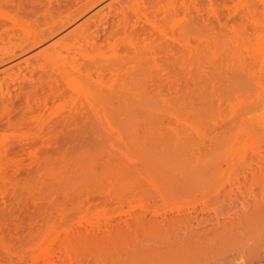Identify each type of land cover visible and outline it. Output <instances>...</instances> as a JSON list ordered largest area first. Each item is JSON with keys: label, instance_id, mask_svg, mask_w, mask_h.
Segmentation results:
<instances>
[{"label": "rangeland", "instance_id": "1", "mask_svg": "<svg viewBox=\"0 0 264 264\" xmlns=\"http://www.w3.org/2000/svg\"><path fill=\"white\" fill-rule=\"evenodd\" d=\"M90 1L0 0V60L56 31L0 63V264H170L143 250L264 195V0H105L61 29ZM124 26L155 46L126 91L100 94L105 125L69 110L38 53L104 47ZM108 68L89 74L110 84Z\"/></svg>", "mask_w": 264, "mask_h": 264}, {"label": "bare ground", "instance_id": "2", "mask_svg": "<svg viewBox=\"0 0 264 264\" xmlns=\"http://www.w3.org/2000/svg\"><path fill=\"white\" fill-rule=\"evenodd\" d=\"M102 1L105 0H91L80 13L68 18L61 29L76 23L83 14ZM105 6L110 8L111 5L108 3ZM134 7L138 8L136 1ZM146 21L152 28H156L154 23ZM55 32L54 30L47 34H29L27 46L19 47L18 52L11 50L0 60V63L41 46ZM154 46L155 42L140 44L133 41L126 35L124 26L122 38L107 40L104 47L87 50L78 44L71 47L63 46L58 51L51 49L49 52V49H43L38 54L52 67L57 78L69 90L68 97L71 104L69 110L87 109L94 119L109 125L115 116L107 111L105 101H102L100 94L103 90H107L110 94L114 89L118 93L126 91L123 83L141 63V47L153 50ZM119 47L132 50V56L125 55L124 50L119 53ZM101 63L109 65L110 84L101 83L91 78L89 74L91 66ZM258 184H264V176ZM233 203L228 207L231 211L230 216L225 217L224 220L214 221L210 216L203 214L192 217L191 223L181 233L157 246L145 248L143 253L146 255L161 253L168 258L170 264H264V195L254 196L237 204Z\"/></svg>", "mask_w": 264, "mask_h": 264}]
</instances>
